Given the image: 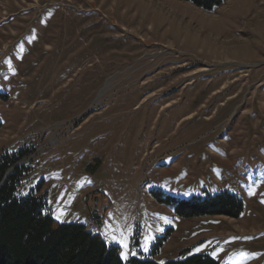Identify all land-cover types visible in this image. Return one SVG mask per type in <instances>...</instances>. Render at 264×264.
<instances>
[{
    "label": "rangeland",
    "instance_id": "obj_1",
    "mask_svg": "<svg viewBox=\"0 0 264 264\" xmlns=\"http://www.w3.org/2000/svg\"><path fill=\"white\" fill-rule=\"evenodd\" d=\"M22 148L19 192L123 260L264 264V0H0V155ZM221 191L238 217L160 199Z\"/></svg>",
    "mask_w": 264,
    "mask_h": 264
},
{
    "label": "trees",
    "instance_id": "obj_2",
    "mask_svg": "<svg viewBox=\"0 0 264 264\" xmlns=\"http://www.w3.org/2000/svg\"><path fill=\"white\" fill-rule=\"evenodd\" d=\"M205 11H213L226 0H186ZM27 149L3 151L0 155V264H220L206 253L180 252L175 259L158 262L153 254L120 256L117 245L107 243L82 223H63L54 219L43 190V181L21 194L19 187L29 171L17 165ZM174 206L177 215L204 214L238 217L242 200L227 191L188 199L162 198ZM171 230V229H170ZM138 244V240H134ZM161 244V241H158Z\"/></svg>",
    "mask_w": 264,
    "mask_h": 264
},
{
    "label": "snow or ice",
    "instance_id": "obj_3",
    "mask_svg": "<svg viewBox=\"0 0 264 264\" xmlns=\"http://www.w3.org/2000/svg\"><path fill=\"white\" fill-rule=\"evenodd\" d=\"M60 217L59 216H57V219H59ZM113 238H115V237H113ZM147 237H146V239H145V249H146V246H147ZM122 243H123V241H122ZM124 247L126 248L127 247V245L126 244H124ZM197 251H199V249H197ZM241 255H243V254H241ZM121 257L122 258H124V259H126L127 258V254L125 253V252H121Z\"/></svg>",
    "mask_w": 264,
    "mask_h": 264
},
{
    "label": "built area",
    "instance_id": "obj_4",
    "mask_svg": "<svg viewBox=\"0 0 264 264\" xmlns=\"http://www.w3.org/2000/svg\"><path fill=\"white\" fill-rule=\"evenodd\" d=\"M88 229L95 231L97 229L96 225L93 223L90 225V227L88 226Z\"/></svg>",
    "mask_w": 264,
    "mask_h": 264
},
{
    "label": "crops",
    "instance_id": "obj_5",
    "mask_svg": "<svg viewBox=\"0 0 264 264\" xmlns=\"http://www.w3.org/2000/svg\"><path fill=\"white\" fill-rule=\"evenodd\" d=\"M108 242V241H107ZM109 243V242H108Z\"/></svg>",
    "mask_w": 264,
    "mask_h": 264
}]
</instances>
